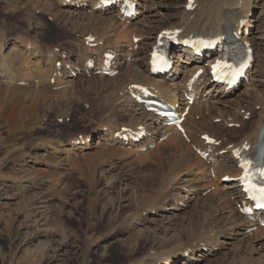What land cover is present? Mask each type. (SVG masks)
Here are the masks:
<instances>
[{"label": "rangeland", "instance_id": "obj_1", "mask_svg": "<svg viewBox=\"0 0 264 264\" xmlns=\"http://www.w3.org/2000/svg\"><path fill=\"white\" fill-rule=\"evenodd\" d=\"M46 2L0 0V73L5 75V80L0 79V264H166L160 260L173 254L175 264H185L189 250L200 245L191 240L192 235L196 239L207 233L218 238L231 234V224L220 219L218 211L233 208L237 212L235 199L224 190L216 193L214 186L208 188L210 184L222 186L212 176L211 164L202 175L186 177L191 183L183 181L188 171L201 172L203 168H189L184 155L194 143L178 132L184 146L172 141L175 131L164 128L155 141L165 136L164 140L146 153L115 143L69 151L83 143L78 141L80 136L94 146L105 132L116 133L129 123L136 126L141 116L135 111L139 109L136 103L126 109L121 100L110 103L111 93L108 87L102 88L99 75L85 73V61L77 52L81 37L87 31L96 35L101 28L87 22L91 10L61 13ZM154 2L165 13L166 7L175 5V0ZM250 8L248 19L258 44L252 47L257 49L254 68L258 67V79L264 82V0H252ZM83 13L87 15L80 17ZM145 16H140L135 26H141ZM123 24L117 25L116 31L126 26L129 32L133 30L132 23ZM124 41L132 43L131 37ZM138 43L123 48L126 59L119 69L123 78L126 67L136 60L132 56ZM58 61L69 62L67 67L74 65L82 74L58 77ZM50 69L54 75L48 83ZM181 75L184 78L182 72L178 77ZM260 89L264 92V83ZM244 90L241 87L238 93ZM197 122L201 127L202 121ZM237 125L219 127L222 139L242 129ZM208 132L212 133L201 131L196 138ZM205 174L212 177L198 183ZM193 189V194L187 195L186 191ZM242 222L246 225L247 221L243 218ZM257 232L264 243L261 228ZM236 237L232 234L227 243L234 255L226 253L228 247L215 245L211 254L200 257L197 252L198 260L191 264H251L244 260L259 258L251 251L255 242H241L242 236Z\"/></svg>", "mask_w": 264, "mask_h": 264}, {"label": "bare ground", "instance_id": "obj_2", "mask_svg": "<svg viewBox=\"0 0 264 264\" xmlns=\"http://www.w3.org/2000/svg\"><path fill=\"white\" fill-rule=\"evenodd\" d=\"M46 1H48L46 2L48 6L59 8V10H57L58 12H68L70 14L76 13L78 11V8L80 9L79 11H81V9H83L84 11L89 8L88 2L91 4L90 13L88 15L86 14L87 22L90 25H95L101 28L100 30H98V32L95 31L96 35L92 34L93 32L89 33L90 31H87L85 34L81 32L82 35H84L82 36L81 50L77 52L78 56L82 55L83 60L85 61V67L87 69V72H85L86 74L92 73V70L88 69L87 67L89 63L94 62L97 66H99L96 70L101 69L100 67L104 65L105 55L108 53L115 55L112 65L113 67H116L119 70L122 63H124V60L126 59L123 54V48L125 49L135 47L137 45L135 43V40L139 38V49L135 51L132 56L136 60L132 65L126 67V77L123 78L124 75L120 73L119 75L121 76H116L112 80V82H109V78L104 75H100L97 78L102 81V88L108 87L110 91L109 93H111L109 97L110 103H112V99H115V101L118 100L116 102H120L121 100L120 104L121 106L123 105L125 107H123L124 109H126L127 106L132 102L137 104L136 100H134L131 96L133 93L141 95V93L134 88L137 85L147 86L156 96L163 97L167 100L168 103H171L172 105L177 106L178 104L181 108L188 105L184 97V92H190L195 94V101L192 105H190V112L184 124V133L186 134L187 139L192 140L191 142L194 143L193 145H197L205 152H210L208 160L214 161V163L209 166V168L211 167L210 172L214 173L216 179L215 181H217L218 184L222 185L224 188L222 186H216V184H210L208 185V188H213L212 186H214L216 193H219L220 191L222 192V190H224L225 192H227L228 196L235 199L237 204L242 203L244 200V194L242 192V187L238 181V177L241 175V172L237 167L238 162L233 155V149L237 148L242 151V154H244L245 149L248 146H251V150L253 151L259 145L260 135L264 128V92L262 89H260L264 82L258 79V67L256 69L254 67L253 69H249V84L246 83L244 84V86L242 85L245 90L241 93H238L241 88L238 91L233 92L227 90V88L223 85H216L215 83L211 82V79L207 75L209 64L207 63V61L195 57L193 55L194 51L190 47H173L172 45L171 53L174 58L175 64L170 73L163 77L159 78L156 76H152L149 73V61L152 53V47L157 43L158 36L160 34L165 35L164 33L166 32H169L170 34H175V36L178 37V39L182 42L195 35L209 37L212 39H219V48H217L209 56H213V58H215L216 56H221V45L226 42L225 36L229 34H240L239 38L241 41L245 42L250 48H257L258 44L254 40L255 32L251 28V22L248 21L249 14L251 12L250 7L252 0H195L193 3L194 6L190 10H187V0H175L174 7H166L167 13L160 9V4H158L159 8L157 7L156 3L154 2H157V0H153L152 2L151 0H136L138 5V14L140 16L146 15V19L143 21L141 26H135L134 22L138 20V17L136 18V20L134 19V22L133 20H129L128 22L132 23V32H129V26H126L119 31H116L119 28L115 29L116 26L119 24L120 27L121 24L124 25L122 22V14L120 12L121 4H115L108 8H104L103 6H101L99 9H97V6L100 4L99 0H75L71 3H66L65 0H56V3L54 0ZM70 10L73 12H70ZM79 15L80 17L86 16L84 13ZM161 15H166V18H161ZM100 34L102 36H100ZM92 37L95 38L93 42L88 40V38ZM129 37H131V44H129V41H124L127 40ZM120 39H123V41H120ZM103 41H105L106 43L104 46L103 44H100ZM92 44H95L96 47H91ZM255 50L257 49H254V59L255 54L257 53H255ZM90 52L91 54H89ZM51 53L53 54V52ZM39 54H41V50ZM56 54L58 55L57 52ZM99 54H101L102 57H98ZM61 55L63 54H60L59 56L61 57ZM258 57L261 58L262 55H258ZM187 60H190V62ZM68 63L69 62H61L62 68H55L57 70L55 71V73L57 72L58 77L59 75L62 76L66 74L67 77H71L72 74H77V76L82 74V72L80 71H75V69H77L78 67L74 68V65L71 67H67ZM1 70L2 68L0 64V71ZM47 70L46 72L50 71L48 78V83H50L49 81L54 75V72L51 69L49 71ZM199 70H203L205 74L192 83V78L194 77L195 73ZM181 72L183 73L184 78L182 81L179 82L180 78L178 77V75H180ZM43 75L47 76L48 73H44ZM2 78H5V75L3 73H0V79ZM3 80L5 79H2L1 81ZM15 81L17 82L18 80ZM58 81L61 82L62 80ZM70 82L71 80H69L68 83ZM48 86L50 85L48 84ZM92 86L91 88H93ZM199 95L200 97H198ZM114 96L115 98H112ZM201 100H203L202 103L199 102ZM211 101H213V103H211ZM137 106L139 107V109H136L135 111L139 116H141V119L139 120H141L142 123L140 121L138 123L137 121L135 122L137 124L136 126H143L147 129L148 132V136L143 138L139 142V144H151L157 138L160 137L159 135L161 130L157 131L159 130L157 129L158 119H155L152 114L146 112L143 105L137 104ZM243 110L244 113L242 112ZM247 115L249 116V118L247 121H245V117ZM194 118L202 121L201 127L198 126V120L195 121ZM216 119H220L221 122L220 124L214 126L212 122ZM189 120L190 123H187ZM132 122L134 123V121ZM229 124H240L239 127H241L242 129H239L240 131L238 130L237 133H230L231 138L222 139L220 134L221 129L218 128L226 127V125L228 127ZM161 129H164V127H161ZM168 130L175 131L176 136H172L175 140L172 139V141H177V146H184V142L181 139L182 137L176 133L177 130L175 128H167V131ZM206 130L211 131L215 135L211 136L207 133H202L200 134V137L202 135L214 137L216 138L217 142L220 143L219 146L206 145L204 141L201 140V138H196L197 133H200L201 131L206 132ZM165 131L166 130H164V132ZM114 135L115 132H105L100 136L101 138L98 140V143L94 146L89 144V140L87 138L85 142L79 145V148H77L78 145H74L73 147H70L71 149L69 151L75 152L77 151V149L81 152L88 151L91 148L99 149L105 146V144L111 145L114 143L119 144L121 146L132 145L131 147H135L140 151V145L138 143L125 145V143L116 140L114 138ZM147 138L151 139V141H146ZM186 145L187 144H185V146ZM188 150L189 153L185 154V150V157H183L185 160L187 159L190 163L193 162V164H188L189 168H192L193 166L197 167L194 170H197L198 167L201 169L203 168V171L201 172L197 171L193 173L192 170L191 172L188 171L185 174V178L183 181H189L191 183L193 180H186V177L194 174L197 176L202 175L203 173H205L208 164L204 162L198 155L194 154L190 147L188 148ZM205 175L206 177L204 176V179H198L199 181L197 182L199 183L201 181L207 180V178H211L209 175ZM224 177H228L230 181L222 180ZM231 178L234 179L232 180ZM219 180H222V182H225V184H222V182H219ZM190 187L194 186L190 185ZM194 190L195 189L186 191L187 195L193 194ZM218 212L220 219L226 220L231 224L230 232L232 233H226V235H222L219 238L218 235L213 236L208 235V233L206 236H200L196 239L194 238V235H192L193 238L191 240H196V244L200 243V245H194L189 250L190 253L186 256L185 264H191L192 262L198 260L196 256L197 252L200 253V257L205 256V254L213 253V248L215 247V245L219 246V248L221 249H226V247H228L226 253L229 255H234L235 250L232 248L230 249L229 246H227V243L231 240L230 236H232V234L237 237L242 236L241 242L245 240L244 242L246 243H248L249 241H252L253 244L254 242L256 243L254 244L251 251L254 253V255L259 258H256V260L255 257L251 255L252 257H247V260L244 261H246L247 263H249V261H252L251 264H264V253L261 254V251L264 250V243L262 242V240L259 239L258 232H249V230L254 227L250 223V221L248 220V224L245 225V223L242 222L243 218L238 215V213L233 208H230L228 210H219ZM261 230L264 233V228H261ZM211 236H213V238ZM233 240H235V238ZM230 245L233 246V243ZM175 255H169L166 257V259L164 258L160 261L162 263H165L166 261V264H175Z\"/></svg>", "mask_w": 264, "mask_h": 264}, {"label": "snow or ice", "instance_id": "obj_3", "mask_svg": "<svg viewBox=\"0 0 264 264\" xmlns=\"http://www.w3.org/2000/svg\"><path fill=\"white\" fill-rule=\"evenodd\" d=\"M194 6L193 0H189L188 7L191 9ZM155 62V61H154ZM221 65H216V68L219 69ZM239 72H236L235 75H239ZM251 165L250 161H244L241 163V167L245 169V175L242 177V180L247 185L249 191L254 192V195L251 197L252 199L257 201V206L260 208H264V187H256L254 184L251 183L250 178L248 176V169ZM260 176L264 177V169L260 170ZM228 177H225L227 180Z\"/></svg>", "mask_w": 264, "mask_h": 264}]
</instances>
